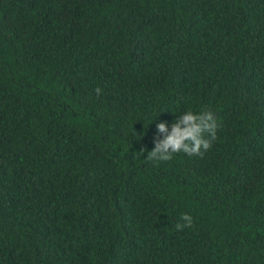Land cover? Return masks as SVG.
I'll list each match as a JSON object with an SVG mask.
<instances>
[{"label": "trees", "instance_id": "1", "mask_svg": "<svg viewBox=\"0 0 264 264\" xmlns=\"http://www.w3.org/2000/svg\"><path fill=\"white\" fill-rule=\"evenodd\" d=\"M0 264H264V0H0Z\"/></svg>", "mask_w": 264, "mask_h": 264}, {"label": "clouds", "instance_id": "2", "mask_svg": "<svg viewBox=\"0 0 264 264\" xmlns=\"http://www.w3.org/2000/svg\"><path fill=\"white\" fill-rule=\"evenodd\" d=\"M97 95L101 89H96ZM157 136L154 138V149L148 151L144 148L139 152L142 156L147 153L149 161H169L174 154L185 153L189 156H200L203 158L205 152L211 149L213 141L217 139L219 124L211 110L194 113L189 110L178 116L169 125L166 122L157 124ZM181 220L186 223L176 225L177 231L185 227H192L193 220L188 214H183Z\"/></svg>", "mask_w": 264, "mask_h": 264}]
</instances>
